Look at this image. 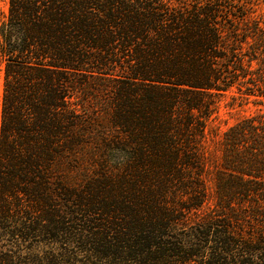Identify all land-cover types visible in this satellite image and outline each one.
<instances>
[{"label": "trees", "instance_id": "16d2710c", "mask_svg": "<svg viewBox=\"0 0 264 264\" xmlns=\"http://www.w3.org/2000/svg\"><path fill=\"white\" fill-rule=\"evenodd\" d=\"M0 67V264H264V111L207 138L264 104V0H7Z\"/></svg>", "mask_w": 264, "mask_h": 264}, {"label": "rangeland", "instance_id": "374dc122", "mask_svg": "<svg viewBox=\"0 0 264 264\" xmlns=\"http://www.w3.org/2000/svg\"><path fill=\"white\" fill-rule=\"evenodd\" d=\"M7 8V0H0V11H6ZM2 68L0 67V100L2 94ZM237 100L231 99L228 96H223L218 99L217 109L211 115L208 121L207 127V138L209 144V151L211 154L218 156L220 154L219 143L221 139L222 133L235 123L238 119L243 116L255 114L257 111H264V104H253L251 102L245 105H239ZM91 103H95L96 101H90ZM96 104V103H95ZM92 108V107H91ZM90 110L91 116L97 111ZM93 113V114H92ZM91 169L92 166H90ZM210 187H212V183L209 182ZM212 200H209L205 206L204 210L207 207H212ZM49 236L46 234L39 235L37 237H33L30 240H25L23 242V252L25 256L35 255V263L36 264H46V256L54 253L55 251L60 252V247L65 248L69 254V264H89L87 263V253L86 248L89 247L87 243L84 241L75 242V238L71 237V235H61L57 237V240L51 241L48 239ZM86 247V248H85Z\"/></svg>", "mask_w": 264, "mask_h": 264}]
</instances>
